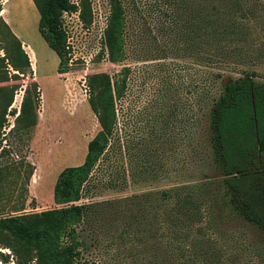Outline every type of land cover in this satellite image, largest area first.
Instances as JSON below:
<instances>
[{
    "label": "rangeland",
    "instance_id": "obj_1",
    "mask_svg": "<svg viewBox=\"0 0 264 264\" xmlns=\"http://www.w3.org/2000/svg\"><path fill=\"white\" fill-rule=\"evenodd\" d=\"M120 1L123 60L111 64L101 54L108 8L106 0H88L91 22L86 28L77 13L63 14L69 61L68 71L58 75L55 54L37 32V14L25 0H11L8 23L23 43L40 96L27 138L8 134L13 117L5 116L0 147L9 154L0 168V216L58 207L52 202L55 177L81 164L87 142L99 129L87 105L85 77L105 73L114 78L127 69L123 94L113 106L107 152L78 202L90 207L77 226L79 259L91 264H264L262 231L242 218L225 192L212 202L202 195L195 217L175 214L173 199L156 196L190 183L222 181L208 148L209 118L201 92L208 72L221 73L219 84L253 73L264 86V0ZM2 2L7 7L8 0H0V7ZM210 7L231 34L222 37L216 64L207 67L203 36L201 43L193 39V25ZM0 40V57L1 47L13 56L3 26ZM6 72L18 78L0 83V110L9 95L4 87L12 85L20 87L8 110H18L30 80L10 68ZM26 165L33 168L28 182ZM14 261L11 251L0 247V264Z\"/></svg>",
    "mask_w": 264,
    "mask_h": 264
},
{
    "label": "trees",
    "instance_id": "obj_2",
    "mask_svg": "<svg viewBox=\"0 0 264 264\" xmlns=\"http://www.w3.org/2000/svg\"><path fill=\"white\" fill-rule=\"evenodd\" d=\"M31 2L38 15L37 32L57 58L55 72L58 75L64 74L68 71L69 52L67 32L62 23L63 14L77 13L79 23L86 28L91 22L89 2ZM106 4L108 13L102 31L101 54L107 62L117 64L124 57V9L120 0H106ZM210 8L206 9L199 24L193 25V39L200 42L203 36L207 67L216 64L222 41L225 35L231 34L228 29L230 26H222L214 8ZM1 26L11 38L14 54L11 56L8 49L1 47L4 55L0 57V83L18 78L16 74L9 75L6 72L10 68L21 77H28L30 84L23 89L18 110L8 108L12 103V93L20 86L4 87L9 95L0 110V144L5 140L1 130L6 127V114L13 117L8 134L19 140L29 136L28 133L35 126L40 96L38 84L33 80L28 58L20 42L0 18ZM126 74L127 69H124L114 78L105 73L85 77L87 105L99 129L87 142L81 164L65 167L55 177L52 202L58 207L39 213L0 216V247L11 251L15 264H29L32 261L35 264H91L79 259L82 241L77 231V226L84 221L90 207L78 202L93 169L107 152L115 124L113 106L115 100H119L123 94ZM206 75L207 81L201 95L204 96L203 103L209 118L208 148L223 179L217 184L190 183L177 189L159 191L156 196L161 201L173 199L175 207L171 210L175 214L195 217L203 205L202 195H207L212 202L216 196L225 192L232 207L242 218L254 223L264 235V86L254 80L253 73L220 84L218 81H221V73L208 72ZM191 139H194V135ZM8 154L4 146L0 147V168ZM26 166L24 180L28 182L33 168ZM33 202L31 199L30 204Z\"/></svg>",
    "mask_w": 264,
    "mask_h": 264
},
{
    "label": "crops",
    "instance_id": "obj_3",
    "mask_svg": "<svg viewBox=\"0 0 264 264\" xmlns=\"http://www.w3.org/2000/svg\"><path fill=\"white\" fill-rule=\"evenodd\" d=\"M25 1H26L27 5L34 11V13L36 15L37 14L36 9L34 8V5L32 4L31 0H25ZM8 2L9 3H8L7 7H5V8H4L3 2H2V5L0 7V18L6 24V26L8 27L9 31L13 34V36L20 42L21 48L24 51V46H23V43L20 41V37L15 33V31L13 30V28L8 23V22H12V20L10 19L11 18V16H10V8L12 6V3H11V0H8ZM3 9H5L6 15L3 14V11H2ZM37 20H38V15H37ZM24 53L26 54L25 51H24ZM27 58H28V56H27ZM55 60H56V63H57L56 56H55ZM28 61H29V59H28ZM29 65H30V69L32 71V76H34V71H33L32 67H31L30 62H29Z\"/></svg>",
    "mask_w": 264,
    "mask_h": 264
}]
</instances>
